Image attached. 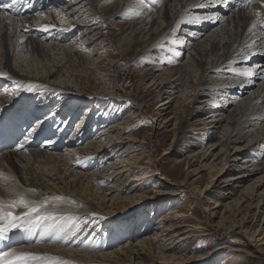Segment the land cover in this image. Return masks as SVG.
I'll return each instance as SVG.
<instances>
[{
	"label": "bare ground",
	"instance_id": "obj_1",
	"mask_svg": "<svg viewBox=\"0 0 264 264\" xmlns=\"http://www.w3.org/2000/svg\"><path fill=\"white\" fill-rule=\"evenodd\" d=\"M192 2L144 0L137 6L135 0H23L18 11L0 10V73L7 74L0 76V137L17 141L16 146L0 153L4 177L0 179V203L22 198L29 208H39L31 223L13 229L0 242V254L29 252L47 256L54 264H170L176 257L166 252L197 236L194 227L180 219L183 215H175L169 225L167 216L159 217L154 226L145 217L132 220L128 235L118 230L113 236L111 231V242L114 237L118 242L133 237L139 240L134 244L127 241L117 249L109 244L103 250L99 241L85 240L87 234L78 236L86 231L74 229L76 221L81 227L85 222L84 226L95 223L112 229L115 211L138 198L140 195L133 193L147 179L148 183L157 181L154 174L141 172L146 167L138 163L144 151L139 156L136 152L142 150L146 138L138 141L125 134L128 126L143 116L142 104H133L127 109L132 111L121 119L122 109L118 122L102 123L96 134L90 131L97 126L90 120L94 104L120 105L118 100L136 96L116 85L110 91L99 78L92 82L94 70L102 75L100 70L107 64L113 43L122 54L137 43L143 56L151 54L146 62L152 66L141 68L140 85L148 84L157 98L166 97V101L150 116L162 129L174 120L175 133L179 130L182 134L179 140H189L184 143L190 146L187 168L192 160H198L194 174L180 185L186 183L187 189L201 198L204 192L220 187L230 189L223 193L228 196L251 180L243 188L251 192L246 207L257 210L264 205V32L259 28L249 31L254 12L264 18V7L260 0L248 7L241 0H218L214 8L188 7L186 11ZM4 3L11 2L0 0ZM189 15H211L213 19L187 23ZM244 71L255 75H240ZM28 86L34 90L26 91ZM116 89L124 94L119 95ZM110 96L118 100L103 102ZM58 99H62L60 103ZM84 108L83 118L89 116L88 121L78 120L73 127ZM186 111L194 120L184 128L176 116H167L171 112L183 116ZM89 135L92 138L84 143ZM40 141L39 149L36 144ZM240 156L243 158L238 161ZM207 158H211L209 162ZM230 165L236 169L227 176L224 169ZM85 168L93 171H78ZM214 169L211 181L199 190L200 171ZM124 193L128 197H120ZM183 193V188L171 191L177 197ZM232 203H225L224 208ZM220 205L216 201L210 218ZM26 211L23 205L13 209L22 221ZM139 225L143 227L138 231ZM237 233L243 234L241 230ZM248 237L258 244L254 250L262 253L264 236L258 237L255 230ZM153 252L158 259L144 261Z\"/></svg>",
	"mask_w": 264,
	"mask_h": 264
},
{
	"label": "rangeland",
	"instance_id": "obj_2",
	"mask_svg": "<svg viewBox=\"0 0 264 264\" xmlns=\"http://www.w3.org/2000/svg\"><path fill=\"white\" fill-rule=\"evenodd\" d=\"M107 31L108 30L106 29L105 33H107ZM115 44H112L111 48H113V50L110 49L111 52L109 54L108 61H106L107 64L105 65V68L100 70L102 75L97 72L98 69L94 70L95 73L93 72V75L95 80L92 78V82H95L97 78H99L103 80V83H105L104 88H108L110 91H113L112 88L114 85H116V87L120 86L124 91L132 90L136 96L133 97L132 94H129L130 98H127V100H124V102L121 100L119 101L118 99H115L111 96L103 98V102L105 103L108 100H112L113 103L118 100L116 103H120V105L100 104L99 106L94 104L95 106H93L92 109L93 116H91L90 120H92L94 124L96 123L97 126L94 127V129L92 127L90 131H92V135L96 134L98 132L97 128L101 127L102 123L110 125V123L116 121L118 122V116L122 109L123 112L121 119L132 111L127 109H130L133 104H142L143 116H141V119L138 118V122H135L132 125V122L129 121L131 126H128L126 129L127 132L125 134L126 136H132L138 141H140L143 137L146 138V143L143 147H141L142 150L140 152H136L139 156L144 151V154L138 163L140 166L146 167L144 170H141V172L143 171L146 175L154 174L157 178V181L148 183L149 179H147L144 185L140 186L139 190L133 193V196H140L136 199H133L132 201L129 200L125 203L126 205H121L122 207L115 211V219L112 223V229H110V227L105 229L99 228V226H96L97 224L94 225L95 223L90 224L94 225L93 228L90 227L89 223H86V225H88L87 227L86 225L84 226L85 222L83 223L82 220L80 223H83L81 227L76 221L75 223L77 224L75 225L74 229L86 231L85 233L79 234L78 236L81 237L84 234H87L84 239H95L94 241H99V243L104 247L103 250L107 249L109 244L114 245L112 247L117 249L119 245H126L127 241L130 242H128V244H134L137 240H139L137 237L128 239L126 236H123V238H126L125 241L118 242V240H115L114 237L111 242V231L113 232V236L118 230L119 232H123V235H128V232L132 228V220L143 217V220L146 218L145 221H148L149 224L151 223L150 225L154 226V222H156L159 217L167 216L170 219L169 223H167V225H169L172 224L171 221L173 219L171 218L175 217L173 220L175 221L177 215H183L184 217L180 219L185 221L187 224L192 225L194 227L193 234L197 236L179 244L169 253L168 251L166 252V254L175 255L174 257H176L175 259H171L170 264H264V249L262 253L255 251L253 246L258 244H256V242H250L247 240L249 238V233L251 234L255 230H257L258 237L264 236V234H262L264 233V205H261L257 210L255 207H246L249 200L248 198L251 196V192L244 191L243 188L248 185L251 180L246 182L243 187L235 189L233 194L228 196L223 195V193H227V190H230L225 187H220L213 192H204L201 198H199V196L192 194V192L187 189L188 185L186 183L181 186L180 184L188 175L192 176L194 174V169H196L198 166V160H192L193 162L190 163L187 168V161L185 158L190 154V146L188 147V145L185 144L189 142V140H179L182 134L179 130H177L175 133L177 125H175V128L173 129V124L175 122L174 120H171V125L167 129H162L159 128V122L154 121L150 116L152 113L156 112V108H158L162 102L166 101V97L157 98L155 93H153L151 89L148 88V84L146 85L141 83L140 85L142 78L141 68H150L152 66L146 62V57L151 54L145 53L143 56V48L138 46V43L136 44V47H134L127 54H122L119 51V47ZM82 89L84 90V88ZM86 90L88 89H85V91ZM116 90L119 95L124 94L122 90ZM61 100L58 99V103H60ZM85 113L86 109L84 108V110L80 112L79 116L74 119L72 123L73 127L76 125L78 120L80 121L84 119V121H88L89 116L83 118ZM68 114L69 112L66 113V115ZM167 116L169 118L176 116L180 127L183 128L186 127L190 121L192 122L194 120L188 111H186L183 116L174 115V112H171ZM114 118H116V120H113ZM162 124L163 122L161 123V126ZM217 131H219L217 133V135H219L217 136L218 138L220 137L221 131L220 129ZM67 137L68 135L63 136L62 139L66 141L68 139ZM90 138H92V136H87L84 143ZM41 144H43L42 141L38 142L36 146L40 149ZM219 149L220 148H218L217 151ZM68 150L69 148L67 151ZM165 152H169L171 154L163 156ZM23 153L25 154V152ZM242 158L243 157L240 156V160L238 161H241ZM174 159H178V162L174 161ZM210 159L211 158H207L206 161L209 162ZM179 160L183 161L179 162ZM230 166L231 168L226 167L224 169V171H227L225 174L227 176L229 175L230 171L236 169L233 165ZM78 171L83 174H87L92 172L93 168H90L89 170L87 168H85V170L78 169ZM215 173V169L214 171H200L199 176L201 178L196 183L198 189L203 190L208 182L211 181V177ZM232 173H236V171ZM159 182L162 184L159 185ZM132 184L133 183H130L129 186ZM181 188H183L184 193L180 196L177 197L171 194V191L174 192ZM95 190L96 188L93 190V192H95ZM242 191L243 193H241ZM99 192L100 189H98L97 193ZM166 192H169L170 194H166ZM120 197H128V195L124 193L121 194ZM239 199H242L244 202L240 203L241 201H239ZM120 200L121 199H119L118 202L122 201ZM216 201H218V203L221 205L216 209L217 214L210 218L209 212L212 211L211 209L213 206H215ZM230 201L233 202L231 207L225 209L224 204ZM204 209H207L208 213L205 212ZM119 223L120 225H118ZM143 225H139L138 231L142 229ZM115 228L119 229L116 230ZM228 229H232L233 232L231 234L227 233L226 231ZM239 230H241L243 234L237 233ZM215 249L218 250L211 252ZM156 256L159 257L157 252H153V258L150 255H147V258H145L144 261L149 263L151 261H155L158 259ZM154 257L156 258L154 259ZM133 263L134 261L132 264Z\"/></svg>",
	"mask_w": 264,
	"mask_h": 264
},
{
	"label": "snow or ice",
	"instance_id": "obj_3",
	"mask_svg": "<svg viewBox=\"0 0 264 264\" xmlns=\"http://www.w3.org/2000/svg\"><path fill=\"white\" fill-rule=\"evenodd\" d=\"M23 0H11V3L0 4V10H13L18 11L19 5ZM137 6H141L144 4V0H135ZM220 3H227V0H219ZM254 2V0H241V3L244 7H248ZM218 0H193V2L186 6V11L188 7L191 8H214L217 6ZM260 4L264 7V0H260ZM131 11V9H129ZM7 14V12H5ZM139 14V13H137ZM255 19L251 24V28L249 31L253 29L259 28L262 32H264V18L261 17V13L259 11L254 12ZM212 20L213 17L211 15H189L187 23H199L202 20ZM184 22V21H182ZM47 28H44V31H47ZM255 54V53H253ZM264 54V53H261ZM248 59V57H245ZM5 73H0V76H6ZM240 75L251 77L255 75L252 71H244L241 72ZM19 87V86H18ZM26 91H33V86H28L25 89ZM22 146V145H21ZM3 175L0 174V179H3ZM18 205H23L28 208V211L22 213L23 221L21 215H17L13 212ZM33 213H39V208L33 206L28 207V204L21 198L18 201H11L7 204L0 203V242L5 241L8 238V233L13 229H19L26 227L27 224L31 223V217ZM37 219H41L42 217L37 216ZM51 219H55V217H50ZM0 264H54V261L43 255H38L29 252H9L7 254H0Z\"/></svg>",
	"mask_w": 264,
	"mask_h": 264
}]
</instances>
